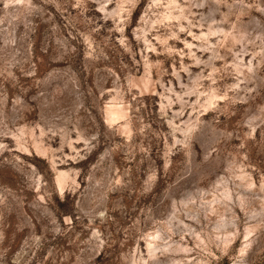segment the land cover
I'll use <instances>...</instances> for the list:
<instances>
[{"label": "rangeland", "instance_id": "obj_1", "mask_svg": "<svg viewBox=\"0 0 264 264\" xmlns=\"http://www.w3.org/2000/svg\"><path fill=\"white\" fill-rule=\"evenodd\" d=\"M0 264H264V0H0Z\"/></svg>", "mask_w": 264, "mask_h": 264}, {"label": "bare ground", "instance_id": "obj_2", "mask_svg": "<svg viewBox=\"0 0 264 264\" xmlns=\"http://www.w3.org/2000/svg\"><path fill=\"white\" fill-rule=\"evenodd\" d=\"M213 28H214V26H213ZM213 28L210 27L208 32H204L203 34H201V35L198 36V37H199V38H206L207 40H209L208 38H209V35L212 33ZM217 31H218V30H217ZM217 31H215V32H217ZM189 45L191 46V45H193V44H192V43H189ZM209 103H210V102H209ZM152 237H153V236H152ZM157 238H158V237H157ZM152 240H153V239H152ZM152 240H150L149 243H148L151 252L155 251V250L157 249V246H158V245H156L155 243H152V242H151Z\"/></svg>", "mask_w": 264, "mask_h": 264}]
</instances>
